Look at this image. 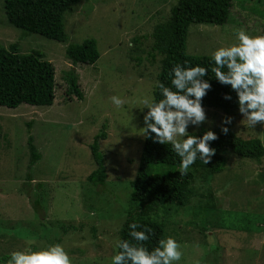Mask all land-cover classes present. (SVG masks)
Masks as SVG:
<instances>
[{
	"label": "rangeland",
	"instance_id": "1",
	"mask_svg": "<svg viewBox=\"0 0 264 264\" xmlns=\"http://www.w3.org/2000/svg\"><path fill=\"white\" fill-rule=\"evenodd\" d=\"M177 1L81 0L64 14L68 40L63 42L9 24L0 0V45L18 42L20 53L40 50L55 67L56 88L51 106L0 105V257H6L1 264L12 251L53 244L66 250L72 264H110L145 139L139 133L148 109L141 110L140 100L153 98L160 69L161 56L148 54L152 31ZM230 11L225 24H190L187 51L212 55L236 43L237 29L261 35L264 0H232ZM87 38L97 41L99 59L74 65L67 45ZM71 69L82 99L67 93ZM113 95L125 101L120 108L111 103ZM203 108L205 121L189 125L188 133L223 126L225 112ZM234 119L229 128L237 135L264 138V123L251 127L242 117ZM105 123L108 136L100 148L108 177L104 185H94L87 179L96 167L89 145ZM30 134L41 158L29 169ZM225 155V171L209 181L197 177L186 205L157 211L166 237L180 245L177 264H264V157L258 162ZM59 223L79 228L64 232Z\"/></svg>",
	"mask_w": 264,
	"mask_h": 264
},
{
	"label": "trees",
	"instance_id": "2",
	"mask_svg": "<svg viewBox=\"0 0 264 264\" xmlns=\"http://www.w3.org/2000/svg\"><path fill=\"white\" fill-rule=\"evenodd\" d=\"M79 2L81 0H4V9L9 24L27 32L66 42L68 34L64 14L71 11L74 4ZM231 5L232 0H178L171 8L170 16L153 28V43L148 54L155 57L158 53L161 56L157 82L171 88L170 72L172 66L177 63L185 66L184 62L187 61V67L200 65L209 68L204 78L209 80L211 87L202 98V106L221 109L227 117L231 116L232 120L231 123L222 126L228 128L227 133L221 131L222 127L216 130L202 128L188 133L199 137L205 131L212 130L217 138L210 142V147L215 148V153L208 163L205 164L197 158L183 176L176 170L180 158L172 151L171 145L154 142L151 136L145 137L136 176L131 182L132 191L129 199L131 207L119 229V240L126 239L130 243H136L129 236L128 224L136 221L140 228L147 224L152 228V234L149 240L141 243L151 250L157 246L159 239L166 237V224L157 218L158 209L168 210L173 205H186L192 196L195 188L193 181L197 177L209 181L214 175L225 171L228 161L225 152H232L258 162L264 157L262 143L264 138L239 136L229 128L235 121L234 118L242 117V114L238 110L236 92L230 85L221 84L210 71V68L215 67L212 55L191 54L186 47L190 24H225L231 14ZM261 35H264V27ZM66 54L74 65L93 64L100 56L94 38H87L81 43H69ZM66 78L69 85L67 93L82 99L83 92L79 88L76 71L74 69L68 71ZM55 92V67L40 50L20 53L18 42L9 47L0 45V105L12 108L23 103L51 106L55 100ZM225 95L231 98L225 99ZM153 98L157 101L162 98L157 86L153 90ZM106 125L103 124L101 131L95 134L89 145L96 167L87 179L94 185H104L108 177L105 155L100 148L101 139L108 136ZM28 127L30 129L31 122L28 123ZM33 141L34 138L30 134L29 169L41 158V153ZM27 179L29 182L32 181L30 172L27 173ZM40 202L41 195L33 201L35 211H39ZM59 225L64 232L79 228L74 224ZM5 259L6 257H0V264Z\"/></svg>",
	"mask_w": 264,
	"mask_h": 264
},
{
	"label": "clouds",
	"instance_id": "3",
	"mask_svg": "<svg viewBox=\"0 0 264 264\" xmlns=\"http://www.w3.org/2000/svg\"><path fill=\"white\" fill-rule=\"evenodd\" d=\"M236 43L217 48L211 56L215 67L210 68L215 78L230 85L237 94L238 110L242 121L253 127L257 122L264 123V35H252L243 29L234 30ZM177 63L172 66L171 88L157 82L162 98H142L140 107L148 109L143 115L144 126L139 133L161 144H170L172 151L180 158L176 170L180 176L187 173L189 167L199 158L207 164L215 153L210 142L217 138L212 130L202 136L188 135L189 125H199L206 119L202 98L211 87L205 79L209 68L195 65L187 67ZM226 69V70H225ZM231 97L225 95V99ZM110 101L120 108L125 101L113 95ZM232 117H225L223 123H231ZM227 133L228 128L222 127ZM154 134V135H153ZM182 137V139H177ZM264 143V141H262ZM129 236L136 243L126 239L117 240L118 251L112 255L110 264H177L182 256L180 245L171 236L161 238L151 250L143 241L149 240L152 228L145 224L140 228L138 222L128 224ZM140 229V230H138ZM5 264H72L66 250L59 244L33 250L31 246L24 250L12 251Z\"/></svg>",
	"mask_w": 264,
	"mask_h": 264
}]
</instances>
